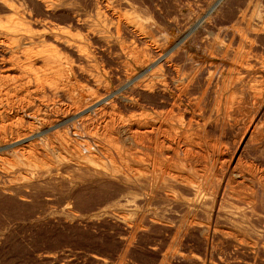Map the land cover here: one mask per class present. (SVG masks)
Segmentation results:
<instances>
[{"label": "bare ground", "instance_id": "6f19581e", "mask_svg": "<svg viewBox=\"0 0 264 264\" xmlns=\"http://www.w3.org/2000/svg\"><path fill=\"white\" fill-rule=\"evenodd\" d=\"M142 1L0 0L1 192L56 156L122 188L101 205L121 253L96 263L264 264V20L210 0L183 31Z\"/></svg>", "mask_w": 264, "mask_h": 264}, {"label": "rangeland", "instance_id": "374dc122", "mask_svg": "<svg viewBox=\"0 0 264 264\" xmlns=\"http://www.w3.org/2000/svg\"><path fill=\"white\" fill-rule=\"evenodd\" d=\"M202 1L143 0L142 2L149 4L151 13L148 18L155 20V23L161 26L169 25L177 22L178 19L179 26L184 27L179 28L186 31L188 25L194 24L198 18L207 17L209 2L212 0H204L203 3ZM220 2L219 7H222L218 8V14L215 13L219 18L216 16L217 21L214 17L212 18L214 20L211 19L218 24L225 22L231 25L239 21L264 20V0H220ZM184 4L186 5L183 6ZM195 11L198 13L196 14ZM216 23L213 29H200L202 32L200 30L196 32L199 35L201 33V37L206 35L212 37L219 28ZM206 30H208L207 34ZM105 63L112 65L108 60L102 64ZM42 165L46 173L32 187H21L3 194L1 190L10 184L0 182V264H98L93 257L100 255L112 259L119 257L121 231L110 221H105L107 215L101 205L108 197L121 193V186L114 181L86 180L73 176L71 170L63 167L56 156H52ZM102 165L106 168L110 167L107 162H102ZM14 183L22 184L24 181L18 180ZM74 213L81 216L78 215L77 218ZM162 236L163 234L159 232L149 234L134 250V257L153 262L152 257L149 258V255L145 254L144 245L161 241L162 239L159 238ZM196 241L195 238L192 239V243Z\"/></svg>", "mask_w": 264, "mask_h": 264}]
</instances>
